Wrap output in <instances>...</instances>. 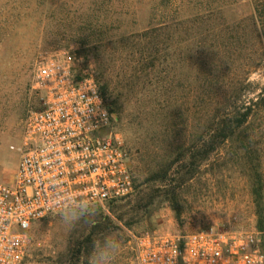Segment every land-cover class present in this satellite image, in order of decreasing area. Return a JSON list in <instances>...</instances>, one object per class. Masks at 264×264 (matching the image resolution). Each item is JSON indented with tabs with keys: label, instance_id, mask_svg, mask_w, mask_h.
Masks as SVG:
<instances>
[{
	"label": "rangeland",
	"instance_id": "374dc122",
	"mask_svg": "<svg viewBox=\"0 0 264 264\" xmlns=\"http://www.w3.org/2000/svg\"><path fill=\"white\" fill-rule=\"evenodd\" d=\"M164 24L154 52L146 33ZM63 53L109 85L118 113L107 133L137 189L106 211L37 222L25 264H86L105 237L121 241L113 264H138L145 233L248 231L264 244V0H0V183L13 182L27 118L44 107L38 64ZM228 100L260 107L203 162V120Z\"/></svg>",
	"mask_w": 264,
	"mask_h": 264
},
{
	"label": "built area",
	"instance_id": "2783aa9c",
	"mask_svg": "<svg viewBox=\"0 0 264 264\" xmlns=\"http://www.w3.org/2000/svg\"><path fill=\"white\" fill-rule=\"evenodd\" d=\"M36 85L44 107L27 118L13 182L0 183V264H25L37 222L66 211H106L136 193L124 146L107 133L115 116L94 75L57 54L39 62ZM134 246L138 264H264L260 235L248 231L145 233Z\"/></svg>",
	"mask_w": 264,
	"mask_h": 264
},
{
	"label": "trees",
	"instance_id": "16d2710c",
	"mask_svg": "<svg viewBox=\"0 0 264 264\" xmlns=\"http://www.w3.org/2000/svg\"><path fill=\"white\" fill-rule=\"evenodd\" d=\"M172 29L170 25H162L158 28H153L146 35H150L151 42L150 49L156 52L159 47V36ZM155 67L154 60L150 63L144 64V70L147 71ZM97 83L100 88V92L106 102V105L114 116L118 113L117 101L112 97V92H110V87L108 84H102L101 80L98 78ZM238 102V101H237ZM236 101L228 100L224 103V110L221 114L209 115L204 118L201 125L203 137L200 140L202 144V152L198 153L201 161L205 162L209 159V156L216 151L220 146L228 142L230 139L234 138L240 129L244 128L250 118L257 113L256 108L260 107V103L248 105V102L243 101L241 105H237ZM195 143L189 145V149L194 148ZM196 158V156H191V159ZM137 189V185H136ZM148 197V196H147ZM144 200L141 198L140 201ZM147 200V199H146ZM145 201V200H144Z\"/></svg>",
	"mask_w": 264,
	"mask_h": 264
},
{
	"label": "clouds",
	"instance_id": "9594fccd",
	"mask_svg": "<svg viewBox=\"0 0 264 264\" xmlns=\"http://www.w3.org/2000/svg\"><path fill=\"white\" fill-rule=\"evenodd\" d=\"M121 246V241L112 237H105L100 242L94 241L86 264H113Z\"/></svg>",
	"mask_w": 264,
	"mask_h": 264
}]
</instances>
